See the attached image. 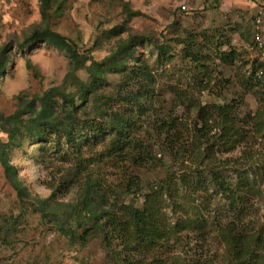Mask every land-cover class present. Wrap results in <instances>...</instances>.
<instances>
[{
    "label": "trees",
    "instance_id": "16d2710c",
    "mask_svg": "<svg viewBox=\"0 0 264 264\" xmlns=\"http://www.w3.org/2000/svg\"><path fill=\"white\" fill-rule=\"evenodd\" d=\"M55 5L58 0H41L45 20L51 9H59L53 8ZM125 9L130 11L128 5ZM112 32L121 37L113 52L102 61L81 50L73 38L48 26L35 28L19 44L23 51L37 42L54 46L66 53L71 70L60 86L31 99L20 96L18 110L2 117L9 142H0V161L8 181L21 199L28 195L10 161L9 149L54 133L60 141L66 140L77 157L76 167L62 165L61 172L64 192L77 187L78 197L70 202L59 201L56 193L61 190L60 184L50 198L33 206L70 240L83 246L99 240L106 252V264H264V226H259L254 218V198L260 197L254 184L257 178L252 180L245 169L236 168L235 159L230 162L221 156L233 153L253 134L264 137V107L243 114L245 91H238L237 98L227 102L222 94L219 99L225 103L202 105L198 98L189 97L188 90L174 84L171 93L175 97L170 109L165 93L156 92L159 74L147 59L139 57L138 45L152 43L163 62L174 58V44L145 34L129 33L123 38L122 30ZM212 38L214 51L221 54L216 55L223 65H233L240 59L233 47L223 51V46H231L230 40L222 42L218 31ZM179 40L184 44L182 58L196 70V92H208L215 60L203 50L210 47L193 32ZM8 50L5 47L0 51V78L11 62ZM82 69L89 72L86 80L78 75ZM112 73L121 75L120 84L114 88L109 86ZM226 84L229 87L231 82L226 80ZM259 84L264 87V64L255 60L241 85L251 92ZM136 85L137 90H133ZM184 102L198 108L192 119V137L189 123L178 115ZM156 140L160 144L158 151L153 152L149 143ZM87 144H101L102 162L116 164L121 171L122 176L113 181V186L103 184L100 177L91 174L85 182L81 180V169L84 170L87 160L81 156L82 145ZM159 154H167L172 163L165 169L166 176L149 184L143 194L140 172L154 163L165 167ZM186 158L192 165L183 169ZM232 168L236 173L230 177ZM260 176L264 172L259 171ZM141 195L144 201L138 205L136 200ZM130 196L131 201L127 202ZM167 201L172 203V216L168 215ZM206 207H211L208 216ZM196 242L201 246L189 257L185 246ZM174 245H181L188 258L181 262V257L173 253Z\"/></svg>",
    "mask_w": 264,
    "mask_h": 264
},
{
    "label": "rangeland",
    "instance_id": "374dc122",
    "mask_svg": "<svg viewBox=\"0 0 264 264\" xmlns=\"http://www.w3.org/2000/svg\"><path fill=\"white\" fill-rule=\"evenodd\" d=\"M125 5H128L131 12L125 9ZM56 6L59 9H51L45 20L41 0H0V51L2 48H9L6 54L11 58L0 78V142L3 145L9 142V134L3 129L6 127H3L5 123L1 119L18 110L19 97L31 99L50 88L60 86L71 70L66 53L54 46L37 42L24 51L19 48V44L35 28L46 26L73 38L81 50L88 51L97 61L107 58L117 46L121 36L116 37L112 30H122L123 38L129 33H138L174 44L175 50L171 51L174 58L172 61L163 62L152 43L144 42L138 45L139 57L147 59L159 74L156 92L165 93L170 109L175 97V94L171 93V86L174 84L181 90H188L189 97L198 98L202 105L225 103L219 99L222 94L227 102L237 98L238 91H245L241 108L243 114L255 113L258 107H264L262 84L257 85L251 92L241 85L246 81L252 62L257 60L258 63L264 64V11L260 12L259 5L252 0H58V5L53 8ZM259 18L261 23L257 24ZM217 31L222 42L230 40L231 43V46H223V51L233 47L239 53L240 59L233 65H223L216 55L218 53L214 51L212 36ZM187 32L198 34L199 40L202 39L205 44L209 39L206 34L211 36L207 44L210 49L203 50L204 54L214 56L215 60L213 80L208 92H196L193 82L196 70L182 58L184 44L179 39ZM222 33L225 34L224 37L221 36ZM257 35L260 39H257ZM259 74L263 78L262 73ZM78 75L86 80L89 72L82 69ZM120 76L119 73L111 74V88L120 84ZM226 80L231 82L229 87ZM133 90H137V85ZM184 104L180 106L178 115L189 123L192 137V119L195 118L198 108L187 102ZM60 140L54 133H50L43 140H27L23 146L10 147V161L16 166L18 177L28 193L24 199L18 196L8 181L0 161V264L107 262L106 252L99 240H94L86 246L79 241L70 240L50 221L43 218L41 211L33 206H37L40 200L50 198L60 184L61 190L56 193L59 201L70 202L78 197L77 187H70L68 193L64 192L61 166L76 167L77 157L69 149L66 140ZM149 144L152 145L153 152L158 151L160 141ZM82 147L84 149L81 156L87 160L84 170L81 169V180L85 182L88 174H91L92 177H100L103 184L113 186V181L122 176L121 171L116 164L102 162L101 144H87ZM221 156L222 160L229 159L230 162L235 159L236 168L245 169V174L252 180L257 178L254 184L260 192V197L254 198V218L259 226H264V176L259 177V171L264 172V137L253 134L249 141L233 153ZM159 158L163 160L165 167L154 163L140 172L144 185L143 194L148 191L149 184L166 176L165 169L172 163L167 154H159ZM187 160L186 158L181 166L183 169L192 165ZM234 173L236 172L232 168L228 175L233 177ZM178 181L179 179L175 180L176 184ZM75 183L79 185V181ZM130 201L131 196L127 199V202ZM143 201V195L140 200H136L138 205ZM170 202L166 203L167 212L172 216L173 206ZM213 203L214 201L212 205ZM211 207H206L207 216ZM213 214L215 213L212 212L211 215ZM200 246L197 242L186 245L188 256L196 254ZM181 248V245H174L172 250L176 257H181L182 262L184 257L188 256Z\"/></svg>",
    "mask_w": 264,
    "mask_h": 264
},
{
    "label": "built area",
    "instance_id": "2783aa9c",
    "mask_svg": "<svg viewBox=\"0 0 264 264\" xmlns=\"http://www.w3.org/2000/svg\"><path fill=\"white\" fill-rule=\"evenodd\" d=\"M254 3H256L257 5H259L260 7V12L264 11V0H252ZM183 8H185V6H183ZM261 23V19H257V24ZM259 26V25H258ZM257 39H260L259 36L257 35Z\"/></svg>",
    "mask_w": 264,
    "mask_h": 264
}]
</instances>
